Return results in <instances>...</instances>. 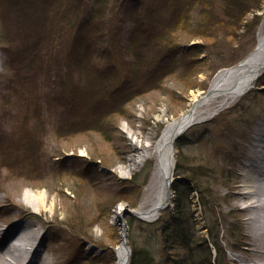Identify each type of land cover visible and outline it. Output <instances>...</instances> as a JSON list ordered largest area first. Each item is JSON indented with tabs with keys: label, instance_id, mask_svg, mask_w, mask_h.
I'll return each mask as SVG.
<instances>
[{
	"label": "rangeland",
	"instance_id": "1",
	"mask_svg": "<svg viewBox=\"0 0 264 264\" xmlns=\"http://www.w3.org/2000/svg\"><path fill=\"white\" fill-rule=\"evenodd\" d=\"M8 1L6 14L0 7V134L4 135L0 139V228L27 224L19 228L18 235L26 231L35 233L36 243L39 241L36 249L39 256L47 257L46 264H114V247L120 243V226L114 220V211L120 206L123 210L146 206L157 184L153 176L154 153L145 156L130 171L126 170L130 158L137 153L135 138L128 129L142 138L155 140L168 121L189 107L193 94L208 90L220 69L246 58L256 46L258 32H264V27L261 29L264 0L254 1V4L260 2L262 8L256 12L262 16L259 23L241 28L235 38L225 36L222 29L209 40L190 38L187 30L175 34L172 45L186 50L197 43L204 46L198 55L201 61L191 70L177 68L161 85L147 89L121 108L118 101L125 100L123 92H110L106 81H100L97 76L95 84L88 83L94 69L87 73L81 64L87 61L82 52L87 26H91L90 12L97 0H57V3L65 2L61 11L57 3L44 7L43 0ZM110 1L116 16L109 22L118 35L117 38L106 35L104 41H114L108 45L114 57L101 55L106 47L101 42L99 51L94 48L89 60L96 62L98 68L110 62L120 72L125 68L120 60L126 52L118 47L126 43L132 13L148 10L152 14L157 0ZM215 4L212 13L225 21L223 0H215ZM135 6H140V10ZM197 8L190 11L191 22L201 24ZM66 9L75 20L73 29L64 26L60 12ZM44 14L50 30L43 36L41 16ZM251 16L248 15V22ZM201 21L206 26L211 24L207 19ZM77 29L83 31L79 39L75 37ZM168 54H164L166 58ZM185 55L188 62L190 55L188 52ZM40 62H43L42 71L38 67ZM263 77L264 73L254 87L231 102L204 106L201 118L173 144L175 164L180 160V165L194 173L197 183L193 185L195 182L189 181L192 188L187 191L188 220L197 238L207 236L199 198L203 195L214 209L211 219L219 227L218 240L222 247L219 256L223 264H264L249 251L264 223V155L259 152L261 146L264 148ZM106 97L116 100L114 112L92 128L72 132L69 120L78 114H88V110L90 117L96 115L106 105ZM94 107L99 109L94 111ZM23 124L39 139L40 158L24 159L22 163L27 136L17 137L22 135L19 132ZM258 173L263 175L258 178ZM252 184L261 189L262 198L259 207L246 209L251 196L243 197L239 193ZM123 188L127 202L117 199ZM170 197L168 208L165 206L160 211L162 219L174 214L175 192ZM126 213L127 242L131 237L138 247L149 241L154 258L151 264H207L209 255L213 256L212 249L194 244L191 257L181 240L175 242L173 233H163V229L158 230L143 220L142 225H137L138 218ZM130 219L132 227L127 224ZM31 223L35 229H30ZM164 234L174 242H165ZM18 240L17 236L10 244H18ZM22 260L23 257L15 264ZM5 262L6 259L0 264Z\"/></svg>",
	"mask_w": 264,
	"mask_h": 264
},
{
	"label": "trees",
	"instance_id": "2",
	"mask_svg": "<svg viewBox=\"0 0 264 264\" xmlns=\"http://www.w3.org/2000/svg\"><path fill=\"white\" fill-rule=\"evenodd\" d=\"M254 1L256 2L260 0H223L224 4L222 6V11L224 13L223 16L226 17L225 21L220 20V16L218 17L212 13V10L216 5L215 0H157V5L155 6V9H153L152 14L151 11L148 10L146 12L135 10V12L132 13V25L130 27L129 34L126 37V43L124 44V47H122V44H119L118 47L119 50L124 49L123 51L126 52V55L124 53V56L122 55L120 60V63L125 68L119 72L110 62L105 67L98 68L95 65L96 62L91 63L89 60L91 51L95 52L94 48L99 51L101 42H105L106 45V47L102 49L103 52H101V55H106L108 58L114 57V51H112L110 46H108L110 44H114V41L112 39H110L111 41H104V39L106 35L109 38H117L118 35V30H115L109 22L110 19H114V16H116L114 13V7L110 6L113 2H109V0H97L96 6L90 12L92 17L91 26H87L89 27L85 36L87 41L82 52L83 59H87L85 63L81 62V64H83V69L86 70L87 73L91 72L90 70H92V68L94 69V72L91 74L92 77L88 83L93 82V84H95L97 77H99L100 81L103 79L106 81L107 85L110 87V92L111 90L122 91L125 100L118 101L121 108L125 106L128 100L139 96L147 89H152L161 85L164 82V78L177 70V68L179 69L185 67L184 69L191 70L201 61V59L198 58V55L202 52L201 48L204 46L197 43L190 45L186 50L181 46L172 45L175 34L182 30H187L190 31V38L196 37L202 40H209L214 36L216 31H220L222 29L225 36L236 37L241 28L243 29L244 27H249L250 24L253 25V23L256 25L261 19L262 16L256 14L257 11H262L260 2L258 4H254ZM7 3H9L8 0H0V7L2 8L1 11H4L5 14ZM56 3L57 0H43L44 7H47L49 4L56 6ZM63 3L58 1L57 5H61L58 7L59 11H61ZM142 4L143 2L139 5L142 6ZM140 6H135V9L140 10ZM195 6H198L197 9L199 15L201 16V19L199 20L201 24H199L198 21L191 22L192 19L190 11ZM23 7H25V5H23ZM69 12V9H66L64 12L60 13L62 14V19L64 18V26L69 29H73L75 20L69 17ZM9 14L10 11L8 12V15ZM249 14H252V16L248 22L247 18ZM202 19H207L211 24L206 26L201 21ZM46 20L45 14L42 15L41 21L43 23V36L46 31L50 30L49 24ZM3 31L4 35H6L4 29ZM82 33L83 31L81 32L77 29L75 37L79 39L82 36ZM63 35L69 36L67 33H64ZM167 52L169 54L166 58L164 54ZM187 52L188 56L190 55L188 62L185 55ZM97 54L101 56L99 52ZM181 60L183 65L181 64ZM69 63H71V59L68 61V66ZM38 67L42 71L43 62H40ZM261 82L264 84V77ZM72 99V103H74L75 99L73 97ZM112 99V97L104 98L106 105L99 110L96 115L93 114V116L90 117L88 110V114L86 113L84 116H82V114H78V116L73 118V120H69L68 123L71 124L70 127L74 129L72 132L82 131L90 127L92 128V126L94 127L97 125L103 117H106L107 114L114 112L117 104L114 103L116 100L113 101ZM104 100H102V102ZM96 109L99 108L94 107V111ZM19 133L22 135L17 138H21L23 135L27 136V139L24 138V149L26 154L23 156L22 163L24 162V159H27V161H33L40 158V151H38L40 150V141L39 139H35L34 134H32V130L23 124V126L20 127ZM3 136V134H0L1 140L3 139ZM14 138L15 136L12 137L13 141L15 140ZM13 141L11 142L12 145L14 144ZM1 152H3L2 149ZM3 154L5 155V153ZM180 155L184 160L185 155L182 152ZM183 160H181V162ZM179 162L180 160H178L175 164V175H183L181 176V179L184 180L177 179L172 185L175 192V198L173 199L174 214L167 217V219H162L161 212L155 221L149 223L155 225L158 230L163 229V233L165 231L173 233L172 238L175 242H177L176 240H181V243L184 245L191 257L195 248L193 247L194 244H203L204 248L208 250H211V244V246L215 249L216 254L214 257L209 255L211 257L208 258L207 264H223L222 257L219 256L220 251H222L221 243L219 242L220 240H218L219 227L216 222L211 219L212 211H214V209L209 206V200L203 195H200L199 198L201 201V208L203 210V218H205L207 236L205 238H197L194 234L191 220H188V217L190 216V200L188 199L187 193V191H190L192 188L189 186V181H194V173L189 171V169L184 168ZM5 165L9 166L7 163ZM193 181L191 183H193ZM181 182L184 184H181ZM194 182L195 184L193 183V185H196V181ZM124 191L125 190L123 188L120 192H118L117 199L127 202L129 201L127 198L128 196ZM129 204H132V202ZM213 214H215V212ZM136 221L137 225H142L144 223L140 219H137ZM160 222L162 225H160ZM127 224L129 227H132L133 220L130 219ZM161 226L163 228H161ZM168 241L174 242L172 239H167L166 236L165 242ZM128 243L131 247L129 264H151L154 262L151 248L148 245L150 244L149 241H146L144 246L139 245L137 247L136 243H134V239L130 237Z\"/></svg>",
	"mask_w": 264,
	"mask_h": 264
},
{
	"label": "bare ground",
	"instance_id": "3",
	"mask_svg": "<svg viewBox=\"0 0 264 264\" xmlns=\"http://www.w3.org/2000/svg\"><path fill=\"white\" fill-rule=\"evenodd\" d=\"M264 27V17L261 21V29ZM264 71V32L259 31L257 34V43L253 51L243 60L238 63L220 69L213 77L207 91L200 94L195 93L191 98L189 107L182 111L178 116L168 121L162 129L160 135L155 140L142 138L136 133H131L128 129L129 135L135 138V149L137 153L130 158L127 164V171H130L134 166L145 158V156L155 154V170L154 178L156 179V188L154 195L149 204L140 206L137 209H130L128 214H134L137 217L153 220L169 202L170 197L167 198V190L171 186L173 172L171 170L174 164V141L182 133L181 131L190 123L195 122L203 113V107L213 102H231L238 96L245 93L250 88L254 87L256 80ZM264 129V127L262 128ZM259 150L260 155H264V148ZM82 151V150H80ZM83 154V152H80ZM258 156V155H257ZM263 175L258 173L257 177ZM259 178V177H258ZM247 185V184H246ZM261 189L254 188L253 184L239 193L240 196H251L245 208L259 207L262 194L259 195ZM169 200V202H167ZM124 211L120 206L118 210L114 211V220L120 226V243L115 249V263H128V249H127V233L124 225ZM27 224H14L0 228V261L6 259L7 264H15L17 260L23 257L26 261L23 264H38V260L42 264L47 263L46 256H39V251L36 249L39 241L36 243V236L34 232H23L19 234V228ZM30 229H35V224L29 225ZM33 229V230H34ZM32 233V234H30ZM18 236V244H10V240ZM252 248L249 250L250 255L255 258L262 259L264 262V223L260 225V230L254 237ZM6 254L8 257H4ZM38 257V260H37ZM36 258V260H35ZM22 260V261H23ZM21 261V262H22ZM21 262L19 264H21Z\"/></svg>",
	"mask_w": 264,
	"mask_h": 264
},
{
	"label": "water",
	"instance_id": "4",
	"mask_svg": "<svg viewBox=\"0 0 264 264\" xmlns=\"http://www.w3.org/2000/svg\"><path fill=\"white\" fill-rule=\"evenodd\" d=\"M174 161H175V160H174ZM171 170H172V172L174 171V164H173ZM172 179H173V176H172ZM167 192H168V196H167V198H169V197H170V194H171V189L169 188V189L167 190ZM170 198H171V197H170ZM170 200H171V199H170ZM167 202H169V200H167ZM124 211L127 212V213L131 212L130 209H126V210H124ZM142 219H143V218H142ZM126 245H127V249H128V257H129V254H130V247H129L128 244H126ZM128 262H129V259H128ZM127 264H128V263H127Z\"/></svg>",
	"mask_w": 264,
	"mask_h": 264
}]
</instances>
